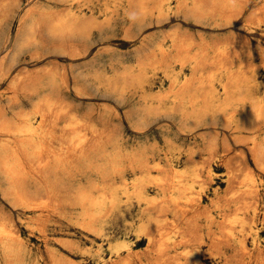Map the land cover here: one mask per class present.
I'll return each mask as SVG.
<instances>
[{"label":"bare ground","instance_id":"1","mask_svg":"<svg viewBox=\"0 0 264 264\" xmlns=\"http://www.w3.org/2000/svg\"><path fill=\"white\" fill-rule=\"evenodd\" d=\"M59 1L67 5L65 9L51 11L45 8L37 12L32 6V8L28 7L30 9L22 18L18 33L13 40L11 33L6 38L7 41L12 40V46L7 44L4 50L0 51V79L11 78L13 67L19 64L21 53L31 50L34 46H48L43 34L51 38L52 48L59 53L73 58L85 57L90 53L89 39L92 30L107 26L110 16L100 22L92 16L79 12L74 7L77 0ZM128 1L133 5V8L128 9L127 14L131 18V29H134L135 33L146 24L150 13L163 16L171 9L172 4V0ZM175 1L176 12L192 18L214 16L207 6L208 1L216 4L220 11L229 10L227 13L237 7V0ZM243 1L247 3L248 0ZM152 2L154 3L151 4ZM15 4V0H0V26L9 17ZM261 5L257 8L254 18L263 22L264 3ZM228 15L227 17H230L233 12ZM217 18L221 21L224 17L219 13ZM234 21L235 19H231L228 22ZM135 33L131 37H135ZM243 34L245 35V32ZM170 37L172 42L170 48L158 44L155 40L156 44L151 51L146 52L144 49L134 51L136 54L131 60L121 54L100 51L88 59L90 61L74 74L76 84L71 85L72 90L81 96H88L93 93L90 90L102 87L108 94L122 98L129 94L128 97L136 98L126 110L124 117L138 133L148 130L153 123L163 117L173 118L176 115H179L181 121L190 130L199 126L217 129L220 126H232L246 130L250 136L246 139L242 136L239 138L247 141L253 159L264 169V94L256 95L252 91L253 78L249 73L252 63L250 62V66L241 58V52L237 49L233 51L229 45L213 47L207 44L206 40L194 41L192 36L191 40L185 37L178 39L175 34ZM146 43L147 40L143 45ZM41 56L40 52L35 51L30 57L39 59ZM239 58H241L240 63ZM208 66L217 67L218 72L203 73L201 70ZM177 68H191L197 73L181 78L176 72ZM57 71L54 66L53 68L48 66L43 72L33 73L27 70L16 73L11 88L15 91L14 101L19 107L17 116L13 121L11 119L9 121L0 113L1 193L5 197H11L16 205L21 206L25 210L23 214L24 212L32 214L29 227L45 234V224L48 221L55 216L63 217L77 225L84 233L86 231L108 240L111 256L115 257L113 264H130L134 257L131 251L132 243L122 237L112 239L109 231L114 228L113 219L116 216L123 217L126 210L138 206L139 214H146V219H141L137 225V238L145 236L153 247L155 245V251L160 258L165 256L170 247H178L192 241H196L194 244L200 242L204 234L200 233L199 221L205 219L208 228L206 232L211 236L210 244L215 245L214 250L216 246L220 247L221 243L229 245L236 241L242 258L239 264H252V260H256V264H264V248L257 246V242V254L254 255L253 249H248L239 236L245 226L252 222L246 212L249 209L248 197H258L260 184L252 171L247 170L248 172L239 182L235 180L237 175L229 173V190L225 196L230 198L223 197L224 201H222L223 199L219 197L212 201V207L221 214V219L218 221L212 212L214 209L203 206L198 197L194 196L195 184L200 177L197 170L175 164L174 154L177 147L171 137H165L163 145L156 137H147L133 146H127L126 137L121 130L122 122L120 120L115 122L112 119L109 107L94 117L92 111L79 113L71 100L61 97L62 87L65 84L69 86V81L59 76ZM161 73L163 80L159 86H156L158 75ZM222 75H225L226 79H222ZM216 81H219L221 89L216 85ZM25 96H34L33 109L22 108V97ZM24 104L27 106L26 103ZM64 118L66 121L61 125L60 120ZM200 131L203 129L200 128ZM219 136L221 137L219 133H208L204 136L208 151L212 152L216 148ZM224 144L226 146V143ZM191 160H188V163ZM208 165L210 164H206ZM233 170L235 171L234 167ZM226 174L228 175V172ZM251 206L254 207L252 204ZM226 209L232 212H226ZM169 211L173 212V218L167 223L160 214L163 216ZM14 220L0 215V264H89L83 260L77 261L71 255L62 252V249L53 247L49 249L48 257L35 255L37 252L34 254L25 242ZM214 224L224 230L222 237L212 233ZM63 244L69 251L81 250L80 245L72 240L64 241ZM150 250L152 251V248ZM100 258L97 260L101 262ZM195 258L197 259L198 256ZM156 259L153 258V262L154 260L156 263L161 262ZM170 261L172 263V260Z\"/></svg>","mask_w":264,"mask_h":264},{"label":"rangeland","instance_id":"2","mask_svg":"<svg viewBox=\"0 0 264 264\" xmlns=\"http://www.w3.org/2000/svg\"><path fill=\"white\" fill-rule=\"evenodd\" d=\"M15 1H16V4L13 7L12 11L10 12L9 17H7L5 22L3 24H1V26H0V51L4 50V48L7 44H10V46H12V40L15 37V35L18 33V31L21 27V24H22V18L25 16L28 9L33 7L37 12L39 10H42L45 8H47L51 11H59V10L65 9L67 6L65 3H63L59 0H15ZM239 2H241V3H239ZM153 3L154 2H152L151 4H153ZM263 3H264V0H262V1L261 0H248L247 3H246V1H243V0L242 1L237 0V7L234 9V10H236L235 12H237V13H235L233 10V11H230L231 14L233 12V15H231V14H229L230 12L227 13V11H229V10H225L224 12L220 11L219 8L217 9L216 4L208 1L207 6L209 9H211L214 16L207 17V18H192V17H185L183 14L177 13L176 12V1L172 0L171 9H169V11L165 15L158 16L157 13H150L149 16L147 17L146 24L139 31H137L135 33V30L131 29V18L127 14L128 9H131V7L133 8V5H130L128 0H92V1H89V0H79L78 1L77 0L74 4V7L79 12H82L88 16L94 17L97 21L103 22L107 16H110V18H109L110 21H109V24L107 26H105L103 28H94L92 30L91 35H90V39H89V41L91 43L90 53H88L85 57L82 56L79 58H73V57H70L68 55L59 53L57 50H54L52 48V45H53L52 42L53 41L51 40V38L47 34H43V37H44L43 39L46 41L48 46H45V47L34 46L31 48V50L26 51V52L24 51L23 53H21V55L19 56V64L20 65L17 63L13 67V74L10 76L11 78L8 77L6 79H0V88H1L0 89L1 90L0 91V106H1L0 107V113L3 115V117L7 118L9 121H11V120L13 121L17 116V112L19 110V107H18L17 103H15V101H14L15 91L11 88V82L14 79L16 73H19L21 71H27V70H30L33 73H38V72H43V70L47 69L48 66H49V68L50 67L53 68V66H54L55 69H58L59 72L58 71L57 72L59 73V76L61 75V77H63L64 79H66L67 81L70 82V83L68 82L69 86H66V84L63 85L64 88L62 87L61 97H64V98L71 100L75 104V108L79 113L82 114V113L87 112V111H92L94 117H97L101 111H103L104 109L109 107V109L112 113V119L115 122H120V121L122 122L121 130H122V133L126 137V140H127L126 145L127 146H133L137 142H139L140 140H144L147 137H150V138L156 137L157 141L161 145H163L164 141H165V137H171L174 140L175 145L177 147V150L174 154L175 164H177L179 167L188 166L190 168H194L197 170V172L200 174V177L197 178V182L195 184V189H194L195 195L194 196L198 197L199 201L201 202V204L203 206L212 208L211 210L214 209L212 212L218 221L221 219V214L219 213V211L217 209L212 207L213 206L212 201L219 198V197L222 199H223V197H224V199L227 197L230 198V196H225V193H227L229 190V179H228L229 173L231 172V173H234V175H237V178H235V180L237 182H239L240 179L243 178V176L246 174V172L252 171L254 176L256 175L255 177H257V180H258V183L260 184V187H259V191H258V197L257 196L256 197L255 196L254 197H252V196L248 197L247 201L249 203L247 204V206H249V209L246 210V212H247L248 218L250 217L252 222H251V224H248L245 226V229L240 232L239 236H241L240 238L244 241V244L247 246V248L250 250L253 249L252 251H254V255H256L257 254L256 253V251H257L256 250V243L257 242H258L257 246H260L262 249L264 248V219H263L264 218V188H263L264 187V169L261 168L260 166H258L255 159H253L254 157L252 156V153L250 151V148L248 146L247 141L239 138V136H242L244 139L248 138L250 136V134H248L249 133L248 131L239 130V129L232 127V126H226V127L220 126L221 128L220 127L218 128L219 131L217 128H209L207 126H199L195 129L190 130L181 121L179 115H176L173 118L163 117L160 120H158L156 123H153L151 128H149L148 130L138 133V132L134 131V129L131 127L130 123L124 117L126 110H128L130 108L131 104L136 101V98L128 97L129 94H127L123 98L118 97L114 94H108V93H105V91L103 90L102 87H99V89H97V90H94V89L90 90L93 92L91 94L92 96L91 95L81 96V95L77 94L76 91H75L76 94L74 93V91L72 90L73 89L72 86H74L76 84V81L74 79V74L77 73L81 68H83L90 61L88 59H91L93 56L98 54L100 51H104V53L110 52V53L121 54V55L128 57V59L131 60L134 57V55L136 54L135 52H138L139 50L144 49L146 52L151 51L154 48L156 41L158 44H162L165 47L170 48L171 43H172L170 36L172 34H175L178 39L185 37V39L191 40V38L193 37L192 39L194 41H197V42H200V41L204 42L206 40V43L212 45L213 47H217L219 45H229L233 48L232 49L233 51L238 50L239 52H241V58L246 60V62L249 65L252 63V66L250 65L251 68H250V72H249L253 78L252 91L256 95H262V94H264V42H263L264 41V37H263L264 36V24H263L264 21L263 22L258 21L256 18H254L255 17L254 14H255L257 8L262 6L261 4H263ZM29 6H30V8H28ZM240 6H241V8H240ZM249 6H251V7H249ZM215 9H216V11H215ZM238 11L241 13L239 14ZM219 13H221L224 17L221 21L217 18ZM225 15H226V17H225ZM227 15L228 16L231 15V16L227 17ZM248 17L251 19H249ZM246 18H248L247 19L248 22L246 21ZM231 19H235V21L233 23H229L228 21ZM157 21H159V22H157ZM240 23H242V24H240ZM246 23H248V24H246ZM128 25H130V26H128ZM221 27H223V29ZM126 28H128V29H126ZM226 28H228V29H226ZM204 29H206V30H204ZM232 29H234V30H232ZM185 30H187V31H185ZM143 32H144V34H143ZM244 32H245V35L243 34ZM254 32H256V33H254ZM10 33H11V36L13 35L11 38L12 40L7 41L6 38ZM94 33H95V35H94ZM134 33L136 34V36L131 37V35H133ZM187 34H188V36H187ZM92 35H93V37H92ZM242 35H243L244 39H243V37H241ZM119 36H121V37L119 38ZM210 37H211V40H210ZM144 39L147 40V43L143 45V42L145 41ZM237 40H238V42H237ZM240 40L243 42H241ZM213 41H215L214 44L216 46L213 44ZM219 41H220V43H219ZM248 41H249V43H248ZM110 42H112V43H110ZM217 43H219V44H217ZM35 51H38L42 54V56L39 59H35V58L30 57L31 53H34ZM241 58H239V60H238L239 63L241 61ZM75 59H77V60H75ZM6 60H7V58H6ZM25 64H27V65H25ZM214 67L215 66H208V67L203 68L201 71L203 73H208L210 71L218 72L217 67H215V69H213ZM74 69H76V70H74ZM15 71H17V72H15ZM62 72H64L65 75H64V73L62 74ZM176 72L178 73V75L181 78L189 77V76H192L194 73H197L196 70L191 69V68H185V69L177 68ZM221 78L226 79L225 75H222ZM162 80H163V78H162V73H161L158 75L156 86H159V84L161 83ZM216 85L218 86L219 89H221V85H220L219 81H216ZM220 93H221V91H220ZM76 95H78V97ZM12 96H14V97H12ZM67 96H69V97H67ZM89 96H91L92 98ZM22 99H23V101H22V108L23 109H25V110L33 109L34 103H35L34 96H32V97L31 96H29V97L25 96V97H22ZM12 100L14 103L11 102ZM24 103H26L27 106ZM82 104H83V106H82ZM11 105H13L14 109H13V107L11 108ZM81 106H82V108H80ZM2 107H4V108L2 109ZM119 110L121 112H119ZM120 113H122V114H120ZM11 114H12V116H11ZM65 121H66V118L61 119L60 124L63 125ZM203 127H205V128H203ZM200 128L203 129V131H200ZM207 129H208V131H207ZM216 129H217V131H216ZM197 131H199L200 135ZM208 133H219L221 135V137L219 136L218 143L216 146V148H218V150L215 148L212 151L214 153L208 151L207 144L204 140V136H206ZM240 133H241V135H238ZM243 133H244V135H242ZM263 135H264V132H263ZM225 141H227V142H225ZM220 142H221V144H220ZM230 142H231L232 147L234 149L231 147ZM224 143H226V146H224L225 145ZM244 145H245V147H244ZM227 146H229V147H227ZM229 149H231L230 152H229ZM219 151H221V152H219ZM223 152H224V154H223ZM218 154H220V155H218ZM230 154H233V155L230 156ZM189 155L190 156L192 155V156L190 157ZM187 158H188V160H191V159L192 160L189 161V163H188ZM198 158L199 159L201 158V159L198 160ZM208 158H209V160H208ZM202 160H203V162H202ZM205 160L207 161V163ZM196 161H198L199 163ZM204 161H205V163H204ZM220 161H221V163H220ZM242 161H243V163H242ZM191 162H193V164ZM226 162H227V164H226ZM238 162L240 163V165ZM208 163L210 165L206 166V164H208ZM200 164H201V166H200ZM230 164L232 165V168H231ZM226 167H228V168H226ZM233 167H234L235 171L233 170ZM203 169H205L206 171ZM211 170L213 172H210ZM226 170L228 172V175L226 174L227 173ZM216 174H218V175H216ZM260 198H261V200H260ZM224 199L222 201H224ZM255 200H257V201H255ZM231 204L233 205V203H231ZM251 204L254 207H252ZM257 206H258L259 210H258ZM15 209H16V211H14ZM23 211H25V210L21 206L16 205L14 200L11 197H5L4 195H2L1 186H0V212H2L0 215H2L4 217L11 218L13 220L15 218L14 221L17 224V227L19 228L22 236H24L23 238H24L25 242L28 243L30 248L33 250L34 254L37 252V254H35V255H43L45 257H48L47 254H49V249H51L53 247V248H57L59 250L62 249L61 250L62 252L66 253L68 255H71L77 261L83 260L89 264H103V263L113 264L115 257L111 256L108 240H103L102 238H100V237H98L92 233H89V232H88L89 233L88 234L86 231H85V233H86L85 234L84 231L81 230L77 225L73 224L70 221H67V219H65L63 217L58 218V216L53 217L51 219V221H48L45 224V228H46L45 234L42 232L40 233V232H38L39 230L32 229L31 226L30 227L28 226L30 221L32 220L30 218L32 214L27 213V212H24L25 214H23ZM243 211H245V210H243ZM16 212H18V213H16ZM226 212H232V211H229V209H226ZM13 213H14V215H13ZM261 213H262V215H261ZM28 216H29V218H28ZM116 217H115L116 219L115 218L113 219L114 228H112L109 232L111 233L112 239L114 237H122V238H126L128 241H130L132 243V250L131 251L134 254L133 259L134 260L136 259L138 261L136 262V260L134 261L132 259L133 261L131 260L130 264H154V263L155 264H160V263L161 264H163V263L164 264H184V263H186V264H197V263H200V264H234L235 261H236L235 264H237L239 262V260L242 259L241 255H240V251H239L240 249L238 248V243L236 241L233 242L234 245H233V243H230L231 245L221 243L220 247L218 245V246H216L215 250L213 249V247H215V245L213 246V244H210V243H212V241H210L211 236L207 235V232H206V231H208V228H207V224H206L205 219H201L199 221L200 233L204 234V238L200 241L201 243L199 241H197L198 242L197 243L198 245H197V244H194V243H196V241L195 242L192 241V243L187 242L184 245L182 244L183 246L180 245L178 247H170L169 248L170 250L168 249L166 251L165 256L160 258V255L158 256V253L155 251V248H154L155 245L153 247V244H150L148 242V240L145 238V236H141V238H137V235H136L137 225L139 224L141 219H146V214H139V207L138 206H133L131 209L126 210L125 215L123 217L122 216H119V217L116 216ZM160 217L162 219L165 218L166 219L165 222L167 221V223L171 222L172 218H173V212L169 211V212H167L166 215H163V216L160 214ZM63 220H64V222H63ZM202 221H204V222H202ZM258 221H259V223H258ZM260 221H262L263 223ZM256 223H258V224L256 225ZM246 228H247V230H246ZM211 231L215 236H221V237H222V233H224V230L220 229L217 224L212 225ZM213 231H215V233ZM30 234H32V235H30ZM41 234H43V235H41ZM51 235H52V237H51ZM94 237H96V238H94ZM206 239H209V240H206ZM70 240L78 243L80 245L81 250L75 249V251H69L64 246L63 242L64 241H70ZM209 245L212 246V249H210L211 246H209ZM151 248H152V251L150 250ZM218 248H219V250H218ZM210 250H212V252ZM146 251H148V252H146ZM153 251H155V252H153ZM263 251H264V249H263ZM97 252H99V254ZM145 252H146V254H145ZM223 252H224V254H223ZM237 253L239 255H237ZM241 253H242V251H241ZM126 254H127V252L125 253V255ZM149 255H151L152 259ZM170 255L171 256L173 255V256L171 257ZM155 256L157 257V259ZM182 256H184V257H182ZM196 256H198L197 259L195 258ZM228 256L231 259H229ZM235 256H236V258H235ZM169 257H171V259ZM79 258H81V260ZM99 258L101 259V262H100V260L99 261L97 260ZM153 258L156 260L159 259V260H161V262L157 261V263H156L155 260L153 262ZM175 258H178V259L174 260ZM166 259H168L167 263H166ZM237 259H238V261H237ZM170 260H172V263H170L171 262ZM228 260L230 261V263ZM145 262H147V263H145ZM149 262H151V263H149ZM240 262H241V260H240ZM252 264H256V260L255 261L252 260Z\"/></svg>","mask_w":264,"mask_h":264}]
</instances>
